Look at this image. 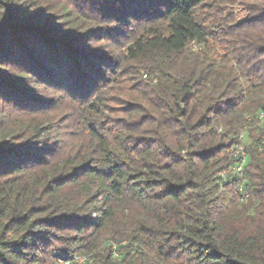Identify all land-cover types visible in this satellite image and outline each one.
Here are the masks:
<instances>
[{"label":"trees","instance_id":"trees-1","mask_svg":"<svg viewBox=\"0 0 264 264\" xmlns=\"http://www.w3.org/2000/svg\"><path fill=\"white\" fill-rule=\"evenodd\" d=\"M71 2L0 0V264H264V0Z\"/></svg>","mask_w":264,"mask_h":264},{"label":"rangeland","instance_id":"rangeland-1","mask_svg":"<svg viewBox=\"0 0 264 264\" xmlns=\"http://www.w3.org/2000/svg\"><path fill=\"white\" fill-rule=\"evenodd\" d=\"M71 1L72 0H46V2L48 3V5L50 7H53V6L57 7L60 4L68 7L69 4H72ZM55 2H57V3H55ZM229 11H232L233 13H235L238 20H243L244 14L238 8L229 9ZM84 13L86 15H88V13H86V12H84ZM89 44L91 45L92 48L95 49V51H97L99 54H102L101 57H103V55L105 56L109 53V51H107L105 49L106 43H98V42H96V39H95V41L92 40L91 43H89ZM121 69H123L122 73H120V74H123V76H122V78H124L123 82H126L125 85H123L124 89L130 88V87L132 88V86H133L132 81L134 80V77L131 74H132V71H134L135 67L131 66V65L123 66V67L121 66V67H119V70H121ZM101 72H102V70H101ZM66 76L67 75L63 76V81H66V79H64V78H66ZM29 87H30L32 93H35L38 97L44 98V100H46V99L49 100L50 103H52V99L54 100V99H57L60 97H64L63 96L64 91H61L60 89L56 90L51 85L46 84L44 82L41 84V83H38V81H37L36 84H30ZM120 99L122 101V97H120ZM120 99H119V97H116V96L114 97L115 101H112L114 103L111 102L109 104V108H111V111L119 110L118 109L119 105H121ZM33 104H34V102H33ZM35 104H36V106H39L37 103H35ZM122 104H123V101H122ZM26 106L30 107V105H26Z\"/></svg>","mask_w":264,"mask_h":264},{"label":"built area","instance_id":"built-area-1","mask_svg":"<svg viewBox=\"0 0 264 264\" xmlns=\"http://www.w3.org/2000/svg\"><path fill=\"white\" fill-rule=\"evenodd\" d=\"M258 122L260 125H264V113H260L258 115ZM243 133L239 136V143L233 148L232 151V158L234 163L230 168L231 173L238 177V180H242L243 178V169L247 162V153L245 151L244 143H243ZM222 179L228 180L230 177L224 172L218 174ZM239 192L245 197L244 195V187L243 184L239 185ZM125 243H122L124 245ZM112 259L117 260V264H124L123 262L119 261V253L116 251V246L112 245ZM86 264L90 263V259L80 255H73L69 260L60 261L59 264Z\"/></svg>","mask_w":264,"mask_h":264}]
</instances>
